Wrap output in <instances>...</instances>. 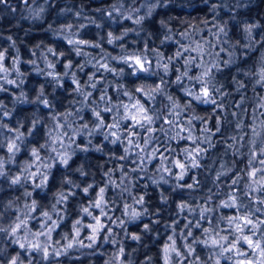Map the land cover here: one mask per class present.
Listing matches in <instances>:
<instances>
[{"label":"clouds","instance_id":"clouds-1","mask_svg":"<svg viewBox=\"0 0 264 264\" xmlns=\"http://www.w3.org/2000/svg\"><path fill=\"white\" fill-rule=\"evenodd\" d=\"M0 264H264V0H0Z\"/></svg>","mask_w":264,"mask_h":264}]
</instances>
